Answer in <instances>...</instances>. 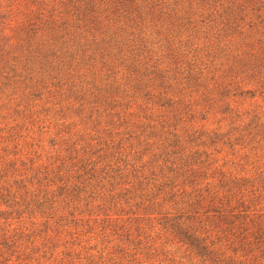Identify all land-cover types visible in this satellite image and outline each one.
Masks as SVG:
<instances>
[{
  "label": "trees",
  "instance_id": "1",
  "mask_svg": "<svg viewBox=\"0 0 264 264\" xmlns=\"http://www.w3.org/2000/svg\"><path fill=\"white\" fill-rule=\"evenodd\" d=\"M0 264H264V0H0Z\"/></svg>",
  "mask_w": 264,
  "mask_h": 264
},
{
  "label": "rangeland",
  "instance_id": "2",
  "mask_svg": "<svg viewBox=\"0 0 264 264\" xmlns=\"http://www.w3.org/2000/svg\"><path fill=\"white\" fill-rule=\"evenodd\" d=\"M128 23H130V24H132V25H134V31L135 32H143L146 36H148V35H150L151 34V32L152 31H160V32H162L163 31V29H159V27L158 28H154V24L153 23H145L143 26H141V25H137V23L135 22V21H133V20H131V21H128ZM136 23V24H135ZM93 244L95 243V241H91Z\"/></svg>",
  "mask_w": 264,
  "mask_h": 264
}]
</instances>
